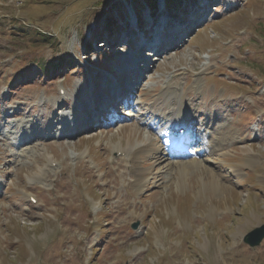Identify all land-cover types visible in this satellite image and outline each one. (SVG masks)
Here are the masks:
<instances>
[{
  "label": "rangeland",
  "instance_id": "1",
  "mask_svg": "<svg viewBox=\"0 0 264 264\" xmlns=\"http://www.w3.org/2000/svg\"><path fill=\"white\" fill-rule=\"evenodd\" d=\"M196 1L171 0V16ZM207 1L200 21L171 27L192 23L172 50L150 53L132 116L100 114L76 131L60 119L74 116L89 75L116 72L129 47L106 40L133 31L134 10L152 11L141 0H0V264H264V238L242 241L264 223V0ZM170 78L179 93L165 96ZM168 104L194 115L156 117ZM191 118L186 148L201 151L176 153L164 139ZM203 127L220 138L213 154L195 134ZM147 140L158 149L136 167L118 152Z\"/></svg>",
  "mask_w": 264,
  "mask_h": 264
},
{
  "label": "bare ground",
  "instance_id": "2",
  "mask_svg": "<svg viewBox=\"0 0 264 264\" xmlns=\"http://www.w3.org/2000/svg\"><path fill=\"white\" fill-rule=\"evenodd\" d=\"M184 4H185L186 9L184 8L183 12L180 13L181 17H179V19L171 16V14H170L171 9H168L166 7V5H159L158 6L156 4V6H154L153 10H151L149 7L147 8V10L152 11L151 13H153L152 14L153 16L151 14H148V15L146 13L144 14L143 11L140 13V15H138V13H136V14L134 13L133 17L135 18V20L137 22L133 27H132V25L134 24L133 22H130V25H129L130 19L127 20V25H128L127 28L120 26V29L126 28L128 30H133V31L120 32L119 34H117L113 38V40L111 42H109L111 45H125V44L129 45L128 50H126L122 54L123 58L120 60L119 64L117 66H115V62H114V66H112L113 69L116 70V72H110V71H108V69L102 67V68L98 69V71L96 73L89 75L88 79L86 80V96L84 99L78 101L77 105L73 109V111H74L73 115L74 116L72 118H65L64 121H62V118L60 119L61 123L63 122V128H67V127L71 126L74 128V130L79 131L78 129L80 128L81 124H83V121H85V122L88 121V123L90 122V124L94 123V121L89 119V117L95 116L96 114L100 115V114H104V113H106V116H107L108 111L114 110L113 105L116 102L122 100L124 97H126L127 94L134 88L135 82H136L137 78L139 77L141 71L145 67H147L148 64L150 63V60L148 59V54H149L148 50H149V52L151 50L160 51L162 49L165 50L167 47H170L172 50L175 43L180 42V40L184 36L183 34H185V32L188 31L191 24L194 22V19H192V17L199 19L200 16H201V18H203L202 15L205 14L206 12L208 13V10H207L208 9V6H207L208 1L207 0H205V1L197 0L194 3L189 2L188 4H186V2H184ZM184 4H183V6H184ZM194 5H196V7ZM144 16H146V17H144ZM143 18L145 20H143ZM188 21H192V23L187 26L186 30L178 31L176 28V29H174L175 32L169 33V31H172L171 27H173L175 24L182 25ZM134 31H136L135 32V33H137L136 35H135V33H133ZM111 36H112V34L110 35V37ZM171 39H172V42L170 43V41H168V40H171ZM133 49H134V51H133ZM126 61H128V62L126 63ZM132 69H133V72H132ZM183 73L186 74L187 71L185 70ZM101 75H102V77H101ZM96 78L98 80L97 83L99 86L95 85ZM170 81H171V78H170V80H166V84L162 88V90H165L164 91L165 96L170 94L171 86H174V85H172V83H170ZM198 82H199V78L198 79L196 78L195 83L197 85H198ZM167 84H169V85H167ZM177 86L178 85H176V87ZM176 87L174 90L179 93V89L178 88L176 89ZM96 91L99 94L98 100H96L94 98L96 96V95H94V94H96L95 93ZM174 99H178V98H173L172 101ZM140 101H137V103L135 105L140 103ZM173 103H174V101H173ZM175 103H177V101ZM86 104H88L87 109L85 108ZM181 107H182V109H187V107L184 108V105H181L179 107V106H174V105L168 104L167 105V113H164L165 111L164 112H158L156 117L159 116L160 119H165V120L169 119L168 121H170V119H174L173 115H171V110H173V109L176 110V109H179ZM147 109L149 112L148 115L149 114H152V115L155 114V112H152V110H151L152 109L151 105ZM125 110L127 111L126 113H131V111H129L128 109H125ZM125 110H124V112H125ZM85 111H87L89 113V115L91 114V116H89L87 114L88 115V117H87V115H85ZM187 113H192V111H190V109H187ZM187 113H186V115H187ZM112 115L113 116H120L119 113H117L116 111L112 112ZM192 115H194V113H192ZM80 116H81V118H80ZM109 118H108V120H109ZM189 118L186 117V120L188 121ZM193 118H195V117H193ZM193 118H191V120H190V128L188 127V124H187L186 130L181 132L184 134L180 133V134H177L176 136H174L175 134H172L170 137V141L168 140V137L166 139H164L166 144H170L171 147H172V144L174 145V148H173L174 152L179 153L181 151V149H183V150H185V152L187 151V154L190 153L189 150L185 149V145L188 141L186 139L187 137H185V136L190 134V130H191L192 126H194L193 129H196V126L192 120ZM114 119H115V117H114ZM114 119H111V120H114ZM177 120L178 119H176V121ZM210 120H212V119L211 118L209 120L206 119L205 121H207L209 124ZM176 121L172 122L171 124L175 123ZM154 123H155V120H154ZM203 124H205V123L203 122ZM122 126H124V125H122ZM26 127L28 128V126H25V128ZM200 127H201V125H200ZM132 128H135L134 125L131 126V129ZM227 129H228V127L225 130H227ZM201 131H202V133L199 136V138L201 140V143L204 146L203 151H205L207 154H213V152L215 151V147H217L219 145V141H220L219 136H217V137L214 136L212 139H210V138L208 139L207 132H209V128L206 129V127H203L202 130L199 128V132H195V131H193V132H195V134L197 136ZM34 133H36V132H34ZM159 133L161 135H163L164 131H161ZM225 134H226V131H225ZM236 135L237 134L235 131L233 140L236 137ZM225 136L227 137V135H225ZM184 137H185V140H183ZM149 139H151V138H149ZM148 140L146 142H148ZM225 140H227V139H225ZM146 142H144V143H146ZM118 144L120 145V143H118ZM118 148H119V146L117 147L116 145L111 146V149L114 151H117ZM123 149L125 151H123ZM123 149H122V151H120V153H122L124 155V158L129 163H131V165L133 167H136L137 159H138V157H140V155H142V154L148 155L149 152H151L153 150L156 151L158 149V147L156 149L154 141H152V142L149 141L145 145H137L136 147L129 146V147H126ZM194 150L196 151L199 149H194ZM125 154H126L127 158H126ZM248 154H252V153H247V159L249 158ZM186 155H184V156H186ZM253 156L254 155L252 154V158H254ZM177 157H179V156L174 157L175 161H172V163H177L178 160H180ZM129 158H130V160H129ZM159 159L161 160V158H159ZM195 160H193L191 162H196ZM180 167H181V165H179V168ZM139 177H140V174H137V180L140 182L141 181L140 178H142V177H140V178Z\"/></svg>",
  "mask_w": 264,
  "mask_h": 264
},
{
  "label": "water",
  "instance_id": "3",
  "mask_svg": "<svg viewBox=\"0 0 264 264\" xmlns=\"http://www.w3.org/2000/svg\"><path fill=\"white\" fill-rule=\"evenodd\" d=\"M136 225L137 223H135L133 226L135 227ZM263 238H264V223L255 225L253 228H251L242 236L243 242L251 247L258 246Z\"/></svg>",
  "mask_w": 264,
  "mask_h": 264
},
{
  "label": "trees",
  "instance_id": "4",
  "mask_svg": "<svg viewBox=\"0 0 264 264\" xmlns=\"http://www.w3.org/2000/svg\"><path fill=\"white\" fill-rule=\"evenodd\" d=\"M140 1V0H138ZM143 4L148 5L147 7H149L151 10L154 9V5L156 4V0H141ZM137 12L140 14V10L136 9Z\"/></svg>",
  "mask_w": 264,
  "mask_h": 264
}]
</instances>
